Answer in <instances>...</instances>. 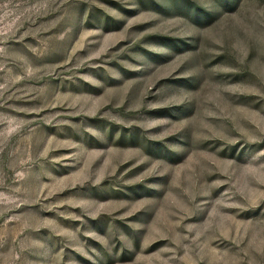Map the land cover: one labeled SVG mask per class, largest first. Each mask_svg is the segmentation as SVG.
<instances>
[{
    "label": "rangeland",
    "instance_id": "rangeland-1",
    "mask_svg": "<svg viewBox=\"0 0 264 264\" xmlns=\"http://www.w3.org/2000/svg\"><path fill=\"white\" fill-rule=\"evenodd\" d=\"M0 264H264V0H0Z\"/></svg>",
    "mask_w": 264,
    "mask_h": 264
}]
</instances>
